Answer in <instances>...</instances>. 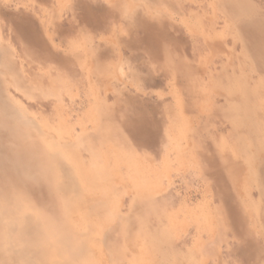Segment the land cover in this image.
<instances>
[{
	"label": "rangeland",
	"instance_id": "374dc122",
	"mask_svg": "<svg viewBox=\"0 0 264 264\" xmlns=\"http://www.w3.org/2000/svg\"><path fill=\"white\" fill-rule=\"evenodd\" d=\"M0 264H264V0H0Z\"/></svg>",
	"mask_w": 264,
	"mask_h": 264
}]
</instances>
